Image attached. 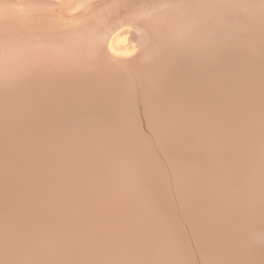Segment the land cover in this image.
<instances>
[{
    "label": "bare ground",
    "instance_id": "obj_1",
    "mask_svg": "<svg viewBox=\"0 0 264 264\" xmlns=\"http://www.w3.org/2000/svg\"><path fill=\"white\" fill-rule=\"evenodd\" d=\"M218 151L240 159L221 172ZM263 162L264 0H0V264L192 263L193 244L219 263L194 221L192 246L172 247L182 226L168 219H204L202 205L239 220L264 264V200L243 195ZM145 182L155 194L122 197ZM156 232L169 245L154 251Z\"/></svg>",
    "mask_w": 264,
    "mask_h": 264
},
{
    "label": "rangeland",
    "instance_id": "obj_2",
    "mask_svg": "<svg viewBox=\"0 0 264 264\" xmlns=\"http://www.w3.org/2000/svg\"><path fill=\"white\" fill-rule=\"evenodd\" d=\"M58 1H60V0H58ZM72 1V0H71ZM130 36V35H129ZM133 37V38H132ZM135 38H136V36L135 35H131L130 37H128V39H127V45H129V46H133L134 47V52H136L137 51V47H138V43H137V41L135 40ZM134 40V41H133ZM135 44V45H134ZM135 46H136V48H135ZM81 50V49H80ZM133 52V53H134ZM131 55H133V54H128V56H131ZM146 128V127H145ZM145 128H144V130H145ZM147 129V128H146ZM141 131V133L142 132H145V131ZM146 131H148V130H146ZM144 134V133H143ZM150 139V138H149ZM244 145H245V142L243 143ZM258 151V149L256 150V149H253V152L254 153H256ZM219 153V154H218ZM217 157H220L219 158V164H218V166H217V169H220V170H223V169H225V168H222V167H224V166H226V165H229V164H231V163H233V162H235V161H237L236 159H240V158H231L230 160H229V162H222L221 160H222V155H223V153H221L220 151H218L216 154H215ZM225 158V157H224ZM264 163V162H263ZM164 164V163H163ZM236 166H238V165H236ZM171 167V165H167L165 168L168 170L169 168ZM264 172V171H263ZM241 173V172H240ZM146 173L144 172V173H139V172H137L136 173V175H135V179H143V178H146V177H149V175L147 174V175H145ZM170 174L171 173H168V175H167V181L166 182H168L169 181V184H170V181H171V177H170ZM168 176H169V178H168ZM202 178H200V181H202L201 183H203L204 182V178H205V176H201ZM171 178V179H170ZM203 179V180H202ZM255 179H256V176H255ZM261 179V181L258 183V186H255L254 188L252 187V186H248V187H245L243 190H244V192H245V194H243L244 196L246 195V196H249L250 194L252 195V193H250V192H253V193H255V190L257 189V190H259V191H261V194H262V199L264 200V178H263V175H260V176H258L257 177V179H256V181H254L255 183L257 182V180H260ZM145 180V179H144ZM144 180H142V181H144ZM166 180V179H165ZM147 182H145L144 184L146 185V186H144V188L143 189H148V188H151L152 186L150 185V184H146ZM129 185V184H128ZM127 185V186H128ZM126 189L128 190V188L126 187ZM126 189H125V192H124V194H122L123 196V198L125 197V198H128V196H127V191H126ZM121 190V189H120ZM245 190H247V192L245 191ZM140 191H142V190H140ZM118 192V191H117ZM135 192V191H134ZM243 192V191H242ZM120 193V192H119ZM137 193H138V191H137ZM137 193H133L132 195H136ZM86 197H85V200L86 201H90L94 196H95V193H90V191H88V192H86ZM249 194V195H248ZM221 197V200L223 201L224 200V207H223V211H224V213L225 214H228L229 215V217H228V215L226 216L228 219H230V218H232V219H230V220H232V221H235V220H237L238 219V217H237V213H238V207H237V210L235 209L236 207H234L235 205H234V203H232L231 204V202H232V199H233V197L231 198V196H227V195H225V196H220ZM254 196L252 195V202H251V200L250 201H248L249 202V206L250 205H253V202H255V200H254ZM129 199V198H128ZM256 199V198H255ZM102 200H106V199H102ZM162 200L163 199H161V201L160 202H162ZM100 201V200H99ZM226 202V203H225ZM94 203H98V201H95ZM153 203V202H152ZM230 203V204H229ZM158 204H160V203H158ZM162 205V206H161ZM161 205L159 206V208L160 207H163L164 205H165V200H163V202L161 203ZM202 204H200V206H201ZM234 205V206H233ZM237 206V205H236ZM175 207H177V206H174V208ZM201 207H203L202 209H203V212L205 213V215L204 216H206V217H204V219H202L201 218V215L199 216V218H198V215H199V213H197L196 211H190L189 213H185L183 210H182V208L181 209H179V208H177V210L174 212V215L172 216V218L171 219H168V222H170V224L174 227V226H182L181 228V232H182V234H181V236L182 237H180V241H175L174 243H173V248H177V250L179 251V253L180 254H182V252H181V247H180V245L181 246H185V248L186 249H188V248H190V246H192V244H193V242H191L190 241V230H191V228H192V223H194L195 222V224H196V227L198 228V226H199V230L201 231V234H202V242L203 243H205L206 245H211V244H213V243H217L218 241L219 242H221V247L222 248H224V249H218V250H216V252L217 253H220V256L219 257H222L221 259H220V261H219V263H223V260L225 261V264H226V260H227V250L228 249H235V251H236V258H235V262H233L232 264H247V262H250V264H262V256H263V253L260 251H257V254L256 253H253L251 250L249 251V252H247L246 250H243L242 249V244L240 243V242H238L239 240H240V237H239V239H238V233H237V230H238V226H239V220H238V222H236V224L237 225H232V226H229V225H227V222H226V224L224 225V223H222V222H220V219H219V217H218V219H214V217L215 218H217V216H215V215H212L211 214V212H209V211H207L206 210V207H205V205H202ZM226 207L228 208V209H231V207H233L234 209L232 210H228V209H226ZM119 210V209H118ZM117 210V211H118ZM151 210V209H150ZM227 210V211H226ZM256 210H258V212H257V216H258V222L259 223H261V222H263L264 221V211H261V210H259V209H257L256 208ZM230 211H231V213H230ZM233 211V212H232ZM235 211V212H234ZM110 212V213H109ZM112 211L111 210H108L107 212L106 211H104V215H107L108 216V214L110 215H112V213H111ZM237 212V213H236ZM196 213L198 214V215H196ZM235 213V214H237V215H233V214ZM148 214V213H147ZM146 215V214H145ZM232 216V217H231ZM235 216V217H234ZM115 217V216H114ZM237 217V218H236ZM120 218V219H119ZM119 221H121V222H123L124 221V219L122 218V216H120L119 215ZM134 217L133 216H131V218L128 220V221H130V220H132ZM196 218V219H195ZM212 218V219H211ZM234 218H235V220H234ZM87 219H91V220H93V219H95V217H94V215L93 216H91L90 218H87ZM209 220V221H208ZM140 222H145L146 221V219H145V216L143 217V216H141V218H140V220H139ZM194 221V222H193ZM145 223H147V222H145ZM145 223H143V224H145ZM184 223V224H183ZM142 224V223H141ZM140 224V225H141ZM167 224V223H166ZM199 224V225H198ZM143 226V228H144V225H142ZM194 226V225H193ZM262 226H264V224L262 225ZM147 227V226H146ZM210 230V231H209ZM219 231H221V234L219 233ZM218 234H217V233ZM156 235V236H155ZM155 235H154V239H155V241L153 242V244H152V246H151V248L154 250V251H156V249L155 248H157V250H159V249H162L163 247H164V244H165V246H168L169 245V243L167 242V241H165V243H163L162 245L161 244H159V242H158V239H157V232L155 233ZM187 238H189V239H187ZM217 241V242H216ZM236 244H237V247H236ZM240 244V245H239ZM153 245H154V248H153ZM194 245V252H193V254H191V257H188L190 260L192 259V263H190V261H187V262H183V260L182 261H180V260H176L175 262H176V264H203L202 262H204V264H205V260H202L201 258L199 259V260H196L195 261V259H196V255H199V253H198V251H196V246H195V244H193ZM239 246H241V249L240 248H238ZM141 248H144L145 249V247H141ZM184 248V249H185ZM238 248V249H237ZM36 249V248H35ZM34 250H32L31 251V255H30V253H29V255L27 256L28 258L29 257H32V259H31V262H36V261H38V254H42L43 252H39V251H37V250H35V252L36 253H38V254H36L35 252H33ZM210 251H215V250H210ZM23 253H28V252H23ZM162 253V252H161ZM161 253H159L158 255H160ZM40 254V255H41ZM35 255L37 256V257H35ZM67 256V255H66ZM125 256V255H124ZM200 256V255H199ZM27 257H25V258H27ZM82 257V256H81ZM201 257V256H200ZM248 257H251L250 259H248ZM261 257V258H260ZM49 257H47V259H48ZM117 258V257H116ZM115 258V259H116ZM224 258V259H223ZM118 259V258H117ZM255 259H258L259 261L258 262H255ZM80 260V262L78 261L76 264H82V262L83 261H85V260H83L82 261V259H79ZM39 261H40V259H39ZM152 262V261H151ZM149 263V264H155V263ZM207 262H209L208 264H219V263H217V262H215L214 260H212V261H208L207 260ZM146 264H148V263H146ZM159 264H162V263H159Z\"/></svg>",
    "mask_w": 264,
    "mask_h": 264
},
{
    "label": "water",
    "instance_id": "obj_3",
    "mask_svg": "<svg viewBox=\"0 0 264 264\" xmlns=\"http://www.w3.org/2000/svg\"><path fill=\"white\" fill-rule=\"evenodd\" d=\"M237 164H239V163H237ZM228 169H233V168L230 166ZM224 171H227V169H225V170H223L221 172H224ZM141 190L142 191H139L136 195H132L133 192H134L133 190H130V192L128 191L127 196L129 198V200L138 202V201H142L146 197H149V196L155 194V192L153 191V188L152 187L151 188H148L147 190L141 188ZM159 190L162 191V187L161 186L160 187H156V189H155V191H159ZM151 191H153V192H151ZM170 204H171L170 203V199H169V201L165 200V205L163 207H160L159 209H166L167 207L170 206Z\"/></svg>",
    "mask_w": 264,
    "mask_h": 264
}]
</instances>
